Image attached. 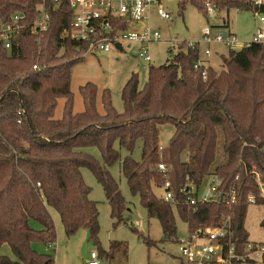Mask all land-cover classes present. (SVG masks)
I'll use <instances>...</instances> for the list:
<instances>
[{
	"label": "trees",
	"instance_id": "obj_1",
	"mask_svg": "<svg viewBox=\"0 0 264 264\" xmlns=\"http://www.w3.org/2000/svg\"><path fill=\"white\" fill-rule=\"evenodd\" d=\"M42 3L50 14L46 31L26 28L10 48L0 38V246L7 244L16 257L0 254V264H55L53 253L34 247L42 243L53 250V210L67 236L88 228L99 256H110L98 240L99 210L81 169L93 171L120 222L128 202L110 169L121 160L120 149L132 153L139 140L141 160L126 155L122 173L167 237L177 234L174 210L190 230L219 224L235 207L242 222L253 204L248 196L259 194L256 174L264 180V43L230 48L221 68L205 67L206 76L194 67L200 47L179 45L170 61L150 65L142 87L136 73L130 76L122 89L123 111L114 107L109 88L101 90V111L99 87L87 82L80 87L84 110L76 112L72 67L83 60L88 44L65 33L72 22L71 0H0V26L15 12L32 23ZM207 3L216 10L258 8L255 0H178L181 12L193 4L206 13ZM60 99L62 114L56 117ZM165 123L175 131L160 148L159 126ZM89 147H97L100 156L86 151ZM160 162L169 167L177 194L180 186L200 185L215 174L224 192L237 189V202L223 198L193 206L184 196L178 205L165 201L154 190L164 182ZM238 235L240 243L247 241L243 222ZM238 252L243 254L240 247Z\"/></svg>",
	"mask_w": 264,
	"mask_h": 264
},
{
	"label": "rangeland",
	"instance_id": "obj_2",
	"mask_svg": "<svg viewBox=\"0 0 264 264\" xmlns=\"http://www.w3.org/2000/svg\"><path fill=\"white\" fill-rule=\"evenodd\" d=\"M264 4V0H255ZM164 9L171 14L170 19L162 18L157 14L156 8L151 10L149 26L151 31H158L160 37L146 43L151 61H146L140 56V48L143 42H123L122 49L111 47L109 52L82 53L83 60L72 67L71 90L74 95V110H84V101L80 93V87L87 82L99 87L98 106L102 111L101 90L109 88L114 107L117 111H123L122 89L126 81L133 73L139 77V86L142 87L148 78L150 65H161L171 60L179 51L176 42L182 40H197L204 37L206 27L211 29V37L221 31L224 35L231 33L238 41L243 43L252 41L258 30L264 26V12L256 9H239L231 7L229 10H216L212 3H207L206 13L193 4H189L181 12L178 0H162ZM212 7L214 11H208ZM227 22V25H225ZM145 24L131 25V30L140 31ZM242 43V44H243ZM200 52L206 61L216 69L222 67L223 57L228 54L230 47L225 42H202ZM235 49L238 48L235 45ZM205 49L210 50V55L205 54ZM64 99L59 100L56 117L62 114ZM175 131V125L165 123L159 126L160 147L167 146ZM143 142L138 141L135 150L130 153L121 148V160L111 167V173L118 180L121 192L128 202V207L123 213V220L118 222L112 217L111 207L107 201L102 185L96 179L93 171L83 167L82 175L85 183L91 188L89 197L97 202L99 216L98 240L103 249L108 250L110 256L104 257V264H184L179 251L177 238L187 235L188 225L176 210H174L177 234L167 237L162 229L160 221L150 217L146 208L142 205L140 196L130 192L128 181L122 173V159L126 155H132L136 160H141ZM220 147V152H221ZM92 154L100 156L97 147L86 149ZM187 158V155H186ZM158 196L163 194V189L154 187ZM57 241L51 250L42 243H35L34 247L42 252H51L55 256V264H83L88 259L91 250H97L98 245L91 237L88 228H82L71 236H67L59 214L53 210ZM264 202L251 204L244 217L243 226L248 239L254 243H264ZM118 222V223H117ZM37 227V223H34ZM147 240L151 242L148 243ZM1 255H9L16 258L7 244L0 246ZM255 264H264L261 256Z\"/></svg>",
	"mask_w": 264,
	"mask_h": 264
},
{
	"label": "built area",
	"instance_id": "obj_3",
	"mask_svg": "<svg viewBox=\"0 0 264 264\" xmlns=\"http://www.w3.org/2000/svg\"><path fill=\"white\" fill-rule=\"evenodd\" d=\"M259 6V3L255 1ZM73 10L72 22L65 33L72 38L87 42V51L109 52L111 47H117L119 43L140 41L143 45L140 48V56L151 61L146 43L150 40H157L160 37L158 31H151L149 26L150 14L153 8L162 18L170 19V12L162 5V0H71ZM208 11H214L209 7ZM264 19V16H263ZM26 15L23 12H15L11 18L0 26V38L7 48L11 47V40L24 29L28 28L33 34H40L49 27L50 14L42 3L39 12L32 23L27 24ZM145 24L142 30H131V25ZM225 42L230 48L237 49L250 44L251 42L264 43V26L260 28L252 41L243 43L238 41L231 33L224 35L218 31L211 37V29L206 27L204 37L197 40L177 41L178 45L185 44L188 47L200 46L202 42ZM243 43V44H242ZM205 54L210 55V50L205 49ZM37 68V65H34ZM195 69H202V75L206 76L207 65L199 59ZM162 148V147H160ZM158 169L164 174V182L160 185L163 189L162 199L175 205L184 202L188 205L218 201L226 199L230 203H236L238 192L231 188L224 192L221 188L223 180L213 174L203 183L197 185L188 182L178 188V193L168 178L169 167L163 162L158 163ZM259 187V194L251 193L248 196L250 203H255L259 197L264 200V180L260 174H256ZM234 215H228L217 225L199 226L193 230L187 229V235L177 239L179 251L184 264H255L258 257L264 252V243H254L247 238V241L240 243L239 228L242 222L239 219L238 207H235ZM188 225V224H187ZM239 247L242 253L238 252ZM83 264H104L97 250H91L88 259Z\"/></svg>",
	"mask_w": 264,
	"mask_h": 264
},
{
	"label": "water",
	"instance_id": "obj_4",
	"mask_svg": "<svg viewBox=\"0 0 264 264\" xmlns=\"http://www.w3.org/2000/svg\"><path fill=\"white\" fill-rule=\"evenodd\" d=\"M259 10H260L261 12H264V4H260V6H259ZM116 46H117L118 48H120V49L122 48L121 44H119V43H117ZM3 97H4V96L0 97V100H1Z\"/></svg>",
	"mask_w": 264,
	"mask_h": 264
},
{
	"label": "crops",
	"instance_id": "obj_5",
	"mask_svg": "<svg viewBox=\"0 0 264 264\" xmlns=\"http://www.w3.org/2000/svg\"><path fill=\"white\" fill-rule=\"evenodd\" d=\"M140 24V23H139ZM122 49V48H121ZM207 57H209V55L207 56ZM201 59H202V61L204 62V64L205 65H207V66H211L210 64H209V61H206V59H205V57H203V55L201 54ZM54 211H52V213H53Z\"/></svg>",
	"mask_w": 264,
	"mask_h": 264
}]
</instances>
